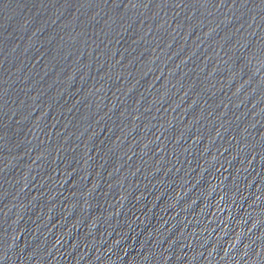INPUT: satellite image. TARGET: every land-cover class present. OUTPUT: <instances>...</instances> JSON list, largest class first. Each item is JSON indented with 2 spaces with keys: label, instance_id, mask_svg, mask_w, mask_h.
<instances>
[{
  "label": "water",
  "instance_id": "water-1",
  "mask_svg": "<svg viewBox=\"0 0 264 264\" xmlns=\"http://www.w3.org/2000/svg\"><path fill=\"white\" fill-rule=\"evenodd\" d=\"M0 195L111 264H264V0H0Z\"/></svg>",
  "mask_w": 264,
  "mask_h": 264
}]
</instances>
